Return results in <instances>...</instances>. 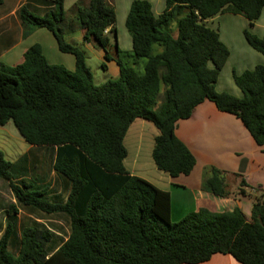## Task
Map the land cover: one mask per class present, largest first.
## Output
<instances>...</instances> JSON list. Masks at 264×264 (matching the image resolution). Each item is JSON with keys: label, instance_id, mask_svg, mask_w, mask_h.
<instances>
[{"label": "trees", "instance_id": "1", "mask_svg": "<svg viewBox=\"0 0 264 264\" xmlns=\"http://www.w3.org/2000/svg\"><path fill=\"white\" fill-rule=\"evenodd\" d=\"M40 1L41 12L20 6L21 24L25 31L52 32L58 49L74 56V68L50 63L38 43L24 51L20 63L0 64V125L12 121L25 142L45 150L39 173L30 169L27 154L10 161L0 149V179L15 200L5 210L0 264H198L217 253L241 264H264V188L253 199L250 219L235 207L193 211L172 221L169 192L130 174L123 143L133 120H147L158 131L151 150L156 168L172 177L190 173L195 156L174 131L179 119L208 99L239 118L264 151V63L232 72L241 96L217 91L229 50L218 30L205 23L218 13L243 15L245 40L264 56V34L250 31L264 0H165L158 15L148 0H133L125 19L130 51L117 45L113 5L76 4L82 40L94 42L118 65V75L100 84L93 82L84 50L65 39L63 0ZM50 170L62 183L64 199H50ZM203 185L216 195L234 194L215 166L204 168ZM244 186L241 177L234 195L247 196ZM16 205L67 216L66 239L50 250L48 228L24 226L13 253Z\"/></svg>", "mask_w": 264, "mask_h": 264}, {"label": "crops", "instance_id": "2", "mask_svg": "<svg viewBox=\"0 0 264 264\" xmlns=\"http://www.w3.org/2000/svg\"><path fill=\"white\" fill-rule=\"evenodd\" d=\"M105 1L113 5L115 9L117 45L121 51H130L132 43L125 27V19L133 0ZM148 1L154 15L162 13L165 0ZM23 4H28L34 12H41L45 7L40 0L2 1L0 4V64L20 63L23 60L24 51L30 45L38 43L50 63L61 64L68 69H73L74 56L58 49L52 32L44 27L25 31L18 17V9ZM76 4L87 5L88 0H63L65 20L62 27L65 28V39L74 45H80V48L90 53L89 55L103 60L105 53L99 46L94 42L82 40V30L74 15ZM205 23L218 30L219 38L229 50V55L215 83V89L219 92L226 91L235 96H241V91L233 81L232 72L241 73L253 68L256 64L264 63V56L245 40L243 30L247 27L248 20L241 14L218 13L206 19ZM250 31L258 36L264 34V6L261 14L250 27ZM86 52L84 51L85 54ZM114 62L107 60L105 65L110 71L111 78L118 75V65ZM2 126L4 125H0V129L3 128ZM130 130L133 133L128 137ZM145 130L148 132L149 142L147 151L151 155L153 139L158 131L155 126L149 127L144 119L137 118L131 122L123 139L124 143L127 138L133 148L128 167L126 159L129 156V150L124 144L127 149L124 165L130 174L140 176L158 188L169 192L172 221H178L193 211L221 212L232 210L235 207L240 208L245 217L250 219L254 198L252 196L255 193L251 194L253 191H249L248 188L251 187L252 190L257 188L259 192L264 188V151L255 143L239 118L231 113L218 110L212 101L205 99L195 106L189 117L179 119L176 123L175 135L190 149L196 162L190 173L179 174L175 177L163 171L147 168L142 161ZM31 147L33 146L28 145L27 150ZM241 161H243L242 169L240 168ZM207 166H215L224 171L226 181L228 175L236 176L234 173H240V177L247 183V186H244L247 196L240 197L234 194L220 196L207 190L203 185L204 168ZM11 202L15 201L12 199ZM6 219V214L0 217V234L4 230ZM198 264L239 263L227 254L217 253L213 254L209 260Z\"/></svg>", "mask_w": 264, "mask_h": 264}, {"label": "rangeland", "instance_id": "3", "mask_svg": "<svg viewBox=\"0 0 264 264\" xmlns=\"http://www.w3.org/2000/svg\"><path fill=\"white\" fill-rule=\"evenodd\" d=\"M69 21L71 22L72 20H69ZM172 31L174 33L176 32L174 23L172 24ZM78 46L80 47V45ZM84 51L86 52V50ZM89 54L90 53H87V52L86 54L84 53L85 62L92 74L93 82L95 84H100L104 82L106 79L111 78V75L109 73L110 71L109 69H106L105 65L107 64V60H111L114 62L115 61L114 58L106 59L104 57V59L102 60V59L96 58V56L94 55H89ZM138 71L141 72V68H138ZM144 121L147 125H149V127H154L151 122L147 120H144ZM2 127L3 128L0 129V149L4 151L6 158L9 159L10 161H15L24 152L25 154H27L28 161H29L28 165L30 169L35 170L39 173L42 172L41 167L43 164V157L45 155V150L43 148H38L34 146L27 150V147L29 144L25 142L23 138H21V136H19L12 121L7 122ZM146 130H145V137L143 141L141 158L147 168L150 167L151 169H155V171L160 172L161 170L156 168L151 155H149L148 153L149 151H147V144H149V142L147 140L148 132ZM131 133L133 132L130 130L127 134L128 137L131 135ZM124 144L129 150V154H128L129 156L126 159V166L129 167L130 166L129 161L133 155V148L131 147L132 145L128 142L127 138ZM242 162L243 161H241V163ZM241 163H240V166H241ZM48 180H50L52 183V192L50 195V199L52 198L55 199V197L58 199L59 198L64 199L65 194H63L64 191L62 189V183L57 177V174L53 172L52 170H50L48 173ZM240 180H241L240 176L228 175L227 183L232 193L234 194L237 193V187L240 183ZM250 188L251 187L248 188L249 191H253L251 194L255 193V195H253L252 197H256L260 195L261 191L259 192L257 188H254V190ZM12 199L14 200L13 195L10 192L7 181L0 179V217L6 214L5 210L8 208V205L11 203ZM16 206H17L16 207L17 208V213H16V217H17L16 232L17 233H16V236L12 238V241L9 247L13 253L17 252L19 233H20L21 228L24 226L33 225V224H41L42 226L48 228L53 233V236H52L53 241L49 246L50 250L56 248L63 240L66 239L68 232H69V220L67 216H65L64 214L62 213L46 214L40 211L26 209L19 205H16Z\"/></svg>", "mask_w": 264, "mask_h": 264}]
</instances>
